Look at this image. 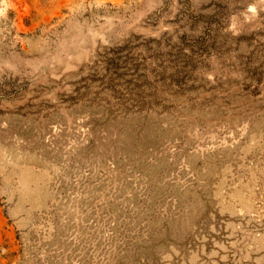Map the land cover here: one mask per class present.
I'll return each mask as SVG.
<instances>
[{
	"label": "rangeland",
	"instance_id": "obj_1",
	"mask_svg": "<svg viewBox=\"0 0 264 264\" xmlns=\"http://www.w3.org/2000/svg\"><path fill=\"white\" fill-rule=\"evenodd\" d=\"M0 264H264V0H0Z\"/></svg>",
	"mask_w": 264,
	"mask_h": 264
}]
</instances>
